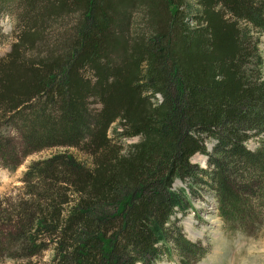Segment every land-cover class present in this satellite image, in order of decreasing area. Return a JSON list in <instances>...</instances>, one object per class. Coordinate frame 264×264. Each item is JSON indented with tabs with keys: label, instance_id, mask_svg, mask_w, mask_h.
Segmentation results:
<instances>
[{
	"label": "trees",
	"instance_id": "16d2710c",
	"mask_svg": "<svg viewBox=\"0 0 264 264\" xmlns=\"http://www.w3.org/2000/svg\"><path fill=\"white\" fill-rule=\"evenodd\" d=\"M8 16L18 29L0 58V149L13 157L0 165L52 147L91 160L60 152L28 167L7 231L15 257L52 248L51 264H157L175 249L196 264L208 250L178 215L200 187L226 230L263 229L264 0H0Z\"/></svg>",
	"mask_w": 264,
	"mask_h": 264
},
{
	"label": "rangeland",
	"instance_id": "374dc122",
	"mask_svg": "<svg viewBox=\"0 0 264 264\" xmlns=\"http://www.w3.org/2000/svg\"><path fill=\"white\" fill-rule=\"evenodd\" d=\"M1 31L8 36L6 42L0 44V58L4 57L11 49L15 41L18 23L15 17H5L0 22ZM260 49L264 58V34L260 38ZM161 100L157 94L153 100ZM121 128L118 122L114 123L110 129V136L118 140L117 131ZM7 133V132H6ZM9 134V133H8ZM139 137L122 139L124 147L139 142ZM16 145L19 150L28 146L27 141L17 139ZM248 148L255 150L258 147V139L249 140ZM213 143H209V150ZM13 147L5 146L0 149V157L12 158ZM60 152H69L90 165L91 160L78 148L52 147L41 151L33 152L26 156L23 163L15 170L0 165V264H51L52 248L47 249L33 257H15L16 249L11 245L7 232L12 219L17 211H21L29 195L26 194V185L23 182L24 174L28 167L35 161L43 160ZM194 164H198L205 169L208 168V158L203 154H196L192 159ZM177 189L187 188L182 181H175ZM42 184H39L40 188ZM42 193V192H41ZM192 206L185 216L180 218L183 233L189 241L200 244L208 252L206 256L196 264H264V227L254 235H247L242 232H232L225 229V223L218 210L216 196L205 187L195 188V193L191 196ZM181 258L174 249L172 255H165L163 260L157 264H181Z\"/></svg>",
	"mask_w": 264,
	"mask_h": 264
}]
</instances>
